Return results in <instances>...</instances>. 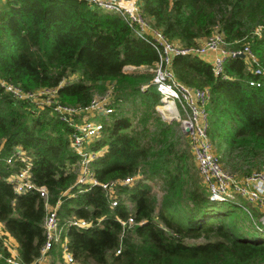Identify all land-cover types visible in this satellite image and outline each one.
<instances>
[{"label":"trees","instance_id":"obj_1","mask_svg":"<svg viewBox=\"0 0 264 264\" xmlns=\"http://www.w3.org/2000/svg\"><path fill=\"white\" fill-rule=\"evenodd\" d=\"M139 3L170 39L198 46L219 26L229 49L249 45L264 67V0ZM158 59L157 49L118 11L86 0H0V74L29 90L57 86L60 101L82 107L111 90L115 109L103 116L104 129L93 141L104 149L93 167L104 181L136 176L118 186L116 206L101 186L75 184L73 127L53 103L17 98L0 83V264H40L46 239L44 199L15 192L7 179L16 167L5 158L16 145L33 157V177L47 185L51 202L62 198L61 220L76 214L90 221L67 229L74 262L55 246L48 264H264L262 215L247 206L236 213L240 196L211 199L188 133L156 108L155 72L142 66ZM172 66L182 81L210 87L209 134L224 166L239 176L264 169V86L249 84L256 75L247 58L230 56L226 76L215 75L199 56L177 55ZM153 181L160 182V196ZM131 213L144 222L124 230L119 218ZM246 223H255L261 235L242 232ZM9 235L17 241L19 263L6 258Z\"/></svg>","mask_w":264,"mask_h":264},{"label":"built area","instance_id":"obj_2","mask_svg":"<svg viewBox=\"0 0 264 264\" xmlns=\"http://www.w3.org/2000/svg\"><path fill=\"white\" fill-rule=\"evenodd\" d=\"M86 1L93 6L118 11L130 25L134 26L139 36L148 40L157 49L159 59L150 67L155 72L153 81L161 95V103L157 108L165 115L164 117L177 119L183 128L189 127L187 133L190 137L199 171L211 191V199L230 200L240 196L264 207V169H256L239 176L224 166L209 134L211 126L210 87L191 85L182 81L177 77L172 66L173 59L177 55L204 58L212 53L213 57L210 63L215 75L226 76L225 64L227 59L230 56H239V53H245L248 69L256 75L249 79V84L262 87L264 86V67L259 65L258 56L254 50L249 45H246L244 49H229L226 46L225 35L219 26L198 46H188L178 41V43L174 42L164 33L162 28L151 22V19L142 11L137 0ZM0 83L17 98L36 101L40 105L54 104V109L60 119L73 127L70 144L77 155V159L73 162V169L75 168L74 171L77 173L75 184L81 187L101 186L106 192L111 206H116L120 201V197L116 193L118 186L132 183L136 176L129 175L124 178L106 181L99 179L95 173L93 161L104 149H96L92 146L93 141L100 137L105 126L101 119L95 117L97 114L109 115L114 112L115 108L111 103V90L96 95L87 106L82 107L60 101L57 86H45L36 90H29L18 82L4 78L1 74ZM92 112L96 116H92ZM5 160L10 166L16 167L7 176L15 192L19 194L28 191L37 192L44 199L46 239L41 248L38 261L40 262L41 259L45 258L51 248L60 244L65 260L74 262V255L68 249L69 235L67 229L69 226L87 227L90 225V221L76 214L64 218V221L61 220L62 198L57 199L56 202H51L47 185L38 183L33 177V157L24 147L16 145L13 152ZM81 190L80 188L79 191ZM119 221L124 230L144 222V220L137 221L132 213L127 218H119ZM0 231H2L1 223ZM8 248L11 251L9 245ZM121 250L122 245L117 249V252L120 253ZM4 256L3 250L0 249V257ZM6 258L10 262L19 263L18 253L11 251Z\"/></svg>","mask_w":264,"mask_h":264},{"label":"rangeland","instance_id":"obj_3","mask_svg":"<svg viewBox=\"0 0 264 264\" xmlns=\"http://www.w3.org/2000/svg\"><path fill=\"white\" fill-rule=\"evenodd\" d=\"M137 1H139V0H137ZM174 42H177L178 40H173ZM178 43V42H177ZM152 66V65H151ZM151 66H147V65H145V66H142V67H147V68H149V67H151ZM127 70H135V66L134 65H126V67H125ZM137 69V68H136ZM154 82V81H153ZM100 95V94H99ZM160 104V103H159ZM159 104H157V106H156V108L158 107V105ZM158 109V108H157ZM159 110V109H158ZM160 111V110H159ZM93 113V115L92 116H96V115H94L95 113L94 112H92ZM160 113L162 114V112L160 111ZM97 114V113H96ZM163 115V114H162ZM169 115V114H168ZM167 115V116H168ZM103 116H106V115H98L97 114V116L95 117L96 119H101V120H103L102 118H104ZM163 116H165V115H163ZM167 119H171V120H177V119H173V118H169V117H167ZM178 121V120H177ZM179 122V121H178ZM180 123V122H179ZM178 130L180 131V132H186L185 130H184V128L181 126V123L179 124V127H178ZM188 138H189V136H188ZM190 140V139H189ZM190 143H191V141H190ZM216 151H217V149H216ZM218 152V151H217ZM14 168V167H13ZM75 169V168H74ZM153 189L157 192V194H158V196H160L161 195V193H162V187L160 186V182L159 183H156L155 181H153ZM210 191V190H209ZM211 192V191H210ZM210 196H211V193H210ZM241 201H242V203H240L242 206H239L238 208H236V213H238V214H240V215H243L244 214V212H245V210H244V206H247V207H249L252 211H254V212H256V211H259L258 209V206H257V204L255 203V202H252V201H250L249 199H247V198H242L241 197V199H240ZM259 215L261 214L262 215V217L264 216V212L263 211H259V213H258ZM261 217V218H262ZM258 220V219H257ZM259 221V220H258ZM260 225H261V228H264V226L260 223ZM136 226V225H135ZM241 227H242V232H245V234H248V235H261V233H262V231H261V228H259V227H257V225L255 224V223H246V224H244V225H241ZM204 237H200V238H197V239H193V238H187V241H189V242H191V241H199V240H202ZM5 243L7 244V245H9V247H10V249H11V251L12 252H15V253H18V248H17V241H16V239H15V237L14 236H12V235H9L8 237H7V239H6V241H5ZM56 247H58L59 249L61 248V245L60 244H57L56 245ZM50 258H51V255L48 253V255H46V257L45 258H43V259H41V261H40V264H48V261L50 260Z\"/></svg>","mask_w":264,"mask_h":264},{"label":"crops","instance_id":"obj_4","mask_svg":"<svg viewBox=\"0 0 264 264\" xmlns=\"http://www.w3.org/2000/svg\"><path fill=\"white\" fill-rule=\"evenodd\" d=\"M204 39L205 38H203L202 39V42L204 41ZM212 57H213V55H212V53H209L207 56H205L204 58L206 59V60H208L209 62H211V60H212ZM15 168V167H14ZM257 206H258V210L259 211H263L264 212V207H262V206H259L258 204H257ZM262 220L264 221V216L262 217Z\"/></svg>","mask_w":264,"mask_h":264},{"label":"water","instance_id":"obj_5","mask_svg":"<svg viewBox=\"0 0 264 264\" xmlns=\"http://www.w3.org/2000/svg\"><path fill=\"white\" fill-rule=\"evenodd\" d=\"M239 56H241V57H245V53H239ZM170 118H171V117H170ZM170 120H171V119H170ZM184 130H185L186 132H188V131H189V127H185Z\"/></svg>","mask_w":264,"mask_h":264}]
</instances>
